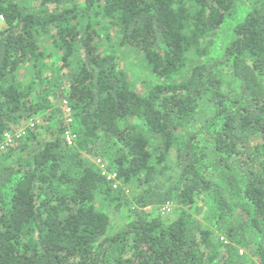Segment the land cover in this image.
<instances>
[{
    "label": "trees",
    "instance_id": "obj_1",
    "mask_svg": "<svg viewBox=\"0 0 264 264\" xmlns=\"http://www.w3.org/2000/svg\"><path fill=\"white\" fill-rule=\"evenodd\" d=\"M1 17L0 140L25 134L0 155V264H264V0H0ZM112 36L145 93L102 51ZM103 202L127 208L119 231Z\"/></svg>",
    "mask_w": 264,
    "mask_h": 264
},
{
    "label": "rangeland",
    "instance_id": "obj_2",
    "mask_svg": "<svg viewBox=\"0 0 264 264\" xmlns=\"http://www.w3.org/2000/svg\"><path fill=\"white\" fill-rule=\"evenodd\" d=\"M247 9H248V7H246L244 4H242V5L239 4V7L235 11V14H233L229 18L228 22L220 29L218 36L215 39V41H217V44H219L220 50L222 48H224L225 45L232 38L235 25L238 24L244 18L245 14L247 12ZM0 25H1V22H0ZM112 37H113V39L111 42H104L102 44V51L114 53L117 57L120 69L122 71L126 72L129 75V77L131 78V84L133 85L134 89H136L140 93H145L146 91H148L147 87L149 85L155 83V79L149 73H147V71L145 70L144 66L141 63L140 56L137 53L130 52L128 50L123 49L122 47H120V44L118 43L116 36H112ZM41 46H42V48L47 49V54H49L50 52L53 51V49L50 47V44H49L47 39L41 40ZM213 53H212V55L214 57L210 56V59H211L210 61H212V62H214L215 60L218 59L217 58V52H213ZM191 57H192V59H194L193 56H191ZM53 64L55 65L56 68L58 67V64H59L58 57H55L52 59L49 58L46 61L47 66L44 67V73H43L44 79L49 78V80H50V74H52L51 68H52ZM35 77H36V73L31 66H29V67L25 66L24 68H22L18 72V80L22 84H26V85L29 84L31 81H33L35 79ZM226 79H228V78L226 77ZM202 105H203L204 111L201 112V114L199 115L200 120L198 121L199 122L198 125L202 124L206 120V118L207 117L209 118L211 115L209 112L210 109H209L205 100L203 101ZM128 121H123V122H121V124L126 125L127 123H131L136 127L137 131H141V132L143 131V129L141 128V125L138 121L132 120V119H130ZM28 124H30V123H28ZM22 130H25V129H22ZM8 134H12V133H8ZM73 134L76 136L75 133H73ZM74 143H75V141H74ZM92 161L94 162V164L96 165V167L100 171H105V172L109 173V175L115 173V171L108 169L106 162H104V160H102V158H100V157L92 158ZM114 189L123 190L126 193V195L130 199H132V195H131L132 193H130V190L128 189L127 186L122 185L121 181L118 180V182L116 184L114 183ZM102 206L103 207L107 206V207H105L104 210H106L107 214H110V216H111L113 231H119L125 224L128 223L129 213L127 212V208H125L124 211H122V212H118V211H114V208L112 206H109L108 202H106V203L103 202L98 207L102 208ZM171 210H172L171 205H166L161 209V211L164 213H170Z\"/></svg>",
    "mask_w": 264,
    "mask_h": 264
},
{
    "label": "built area",
    "instance_id": "obj_3",
    "mask_svg": "<svg viewBox=\"0 0 264 264\" xmlns=\"http://www.w3.org/2000/svg\"><path fill=\"white\" fill-rule=\"evenodd\" d=\"M4 19L1 17L0 18V22H3ZM62 109L64 111V118L65 121L67 123V125H72L73 121H74V116H73V110L71 108V106H69V104L67 102H63L62 103ZM29 125H33V123L31 122ZM25 134V130H21L15 134H6L4 136V138L2 140H0V155L6 151L8 149V147H10L16 138L21 137ZM66 141L69 145L74 144V141L76 139V136L72 133V131L70 129L67 130L66 135H65ZM102 175L106 176L108 178V180H110L111 182H114L115 184L118 182V178H117V174L113 173L110 174L105 172V171H101Z\"/></svg>",
    "mask_w": 264,
    "mask_h": 264
}]
</instances>
